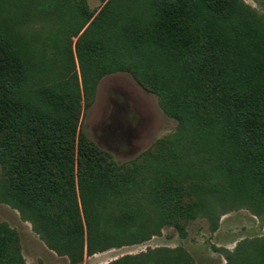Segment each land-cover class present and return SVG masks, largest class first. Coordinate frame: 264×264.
Returning a JSON list of instances; mask_svg holds the SVG:
<instances>
[{
  "label": "trees",
  "instance_id": "1",
  "mask_svg": "<svg viewBox=\"0 0 264 264\" xmlns=\"http://www.w3.org/2000/svg\"><path fill=\"white\" fill-rule=\"evenodd\" d=\"M8 1L0 0V202L49 249L77 263L85 250L146 241L165 224L181 230L215 193L264 207L261 15L239 0H107L96 15L77 0H50L49 12L66 20L59 37L83 30L75 55L72 43L68 49V76L52 82L30 63L42 33L16 32ZM121 71L147 85L177 121L141 166L118 164L77 135L82 91ZM124 195L121 209L102 206ZM17 242L0 226V264H25ZM261 249L246 241L226 257L263 264ZM191 263L182 249L159 248L108 264Z\"/></svg>",
  "mask_w": 264,
  "mask_h": 264
},
{
  "label": "rangeland",
  "instance_id": "2",
  "mask_svg": "<svg viewBox=\"0 0 264 264\" xmlns=\"http://www.w3.org/2000/svg\"><path fill=\"white\" fill-rule=\"evenodd\" d=\"M77 1L84 4L89 15H96L107 2ZM239 2L264 19V0ZM7 5L12 6L10 23L14 25L16 32L27 36L39 32L44 37L40 46L32 47L36 51L32 49L30 60L39 69L40 78L53 82L65 76L66 66L71 62L68 49L72 43L75 55V42L83 30L78 36L70 35L73 30H68L67 34L59 37L60 28L61 32L65 30L63 26L66 20H60L49 12L50 0L36 5L31 4L30 0H9ZM76 25H72L73 29ZM25 48L27 47L23 50L27 51ZM44 66L48 67V71L44 72ZM76 71L81 83L78 63ZM72 73L73 70H70L69 75ZM109 128L121 132L122 140L114 143L105 141L104 134ZM176 129L177 121L164 110L162 99L130 72L103 75L89 95H83L82 91L77 135L83 134L99 148L110 153L118 164L137 162L141 166L145 162L151 163L149 155L155 153L158 141L172 135ZM4 176L5 172L0 167V179ZM126 198L127 195H124L122 203L116 199L102 206L113 213L121 209ZM210 199L207 205L200 208L197 217L181 224V230L175 225L165 224L146 241L110 248L93 255H88L85 250L82 260L77 263L49 249L40 234L33 230V225L25 221L18 210L2 202L0 226L16 233L25 264H108L126 255L159 248L182 249L190 257L191 264H244L245 262L237 259V263H229L226 256L228 252H235L246 241L259 243L262 248L260 259L264 264V207H253L247 201L239 202L236 195L231 193L226 197L215 193ZM242 253L244 256L248 255V250Z\"/></svg>",
  "mask_w": 264,
  "mask_h": 264
},
{
  "label": "flooded vegetation",
  "instance_id": "3",
  "mask_svg": "<svg viewBox=\"0 0 264 264\" xmlns=\"http://www.w3.org/2000/svg\"><path fill=\"white\" fill-rule=\"evenodd\" d=\"M122 138L123 136L121 135V132L118 133L115 131V129L113 130L112 128H109L108 131H105L104 134V140L110 141L111 143H114L116 141H121Z\"/></svg>",
  "mask_w": 264,
  "mask_h": 264
}]
</instances>
